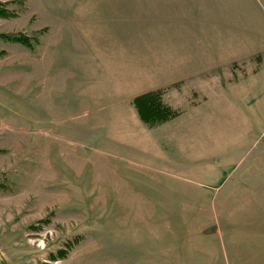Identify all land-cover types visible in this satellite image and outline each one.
I'll use <instances>...</instances> for the list:
<instances>
[{"label":"rangeland","instance_id":"374dc122","mask_svg":"<svg viewBox=\"0 0 264 264\" xmlns=\"http://www.w3.org/2000/svg\"><path fill=\"white\" fill-rule=\"evenodd\" d=\"M0 6V264H264V0Z\"/></svg>","mask_w":264,"mask_h":264},{"label":"trees","instance_id":"16d2710c","mask_svg":"<svg viewBox=\"0 0 264 264\" xmlns=\"http://www.w3.org/2000/svg\"><path fill=\"white\" fill-rule=\"evenodd\" d=\"M0 15L9 16L8 11L3 6H0ZM0 38L19 42L26 46L32 45L30 39L21 34L15 36L0 34ZM162 94L161 90H157L137 96L133 101L142 121L151 127L167 122L177 116V112L163 102Z\"/></svg>","mask_w":264,"mask_h":264}]
</instances>
